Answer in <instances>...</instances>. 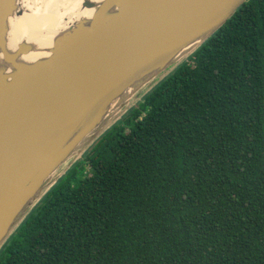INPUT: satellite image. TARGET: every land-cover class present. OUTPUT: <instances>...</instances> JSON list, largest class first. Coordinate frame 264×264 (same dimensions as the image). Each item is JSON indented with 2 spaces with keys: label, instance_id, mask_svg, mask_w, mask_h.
<instances>
[{
  "label": "trees",
  "instance_id": "1",
  "mask_svg": "<svg viewBox=\"0 0 264 264\" xmlns=\"http://www.w3.org/2000/svg\"><path fill=\"white\" fill-rule=\"evenodd\" d=\"M0 264H264V0L108 129Z\"/></svg>",
  "mask_w": 264,
  "mask_h": 264
},
{
  "label": "water",
  "instance_id": "2",
  "mask_svg": "<svg viewBox=\"0 0 264 264\" xmlns=\"http://www.w3.org/2000/svg\"><path fill=\"white\" fill-rule=\"evenodd\" d=\"M246 1L83 2L95 8L89 20L26 64L16 57L27 42L5 47L19 0H0L1 61L13 70L0 73V250L65 172Z\"/></svg>",
  "mask_w": 264,
  "mask_h": 264
},
{
  "label": "bare ground",
  "instance_id": "3",
  "mask_svg": "<svg viewBox=\"0 0 264 264\" xmlns=\"http://www.w3.org/2000/svg\"><path fill=\"white\" fill-rule=\"evenodd\" d=\"M103 0H19L20 16L9 18V35L6 49L14 51L20 41L27 42L31 49L26 55L17 56V60L31 64L49 55L53 41L59 34L75 25L78 21L86 22L94 13L95 8H82L83 2L100 4ZM111 9V8H110ZM108 9L106 14H110ZM0 73L13 75V70L1 61ZM114 102L110 111H113Z\"/></svg>",
  "mask_w": 264,
  "mask_h": 264
}]
</instances>
